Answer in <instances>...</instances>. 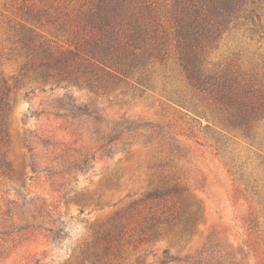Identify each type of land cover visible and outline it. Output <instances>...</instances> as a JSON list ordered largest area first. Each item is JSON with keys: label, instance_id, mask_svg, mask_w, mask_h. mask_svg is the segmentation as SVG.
I'll use <instances>...</instances> for the list:
<instances>
[{"label": "rangeland", "instance_id": "rangeland-1", "mask_svg": "<svg viewBox=\"0 0 264 264\" xmlns=\"http://www.w3.org/2000/svg\"><path fill=\"white\" fill-rule=\"evenodd\" d=\"M137 3L125 8L141 7L137 13L146 22L151 18L171 32L175 0ZM99 6V0H0V97L11 109L10 143L0 147L11 166L0 170V264H93L86 258L95 259L96 234L112 229L120 213H126L122 240L95 264H191L189 257L203 252L231 264H264L263 123L249 137L226 126L213 106L192 98L172 58L161 63L154 55L152 77L142 85L136 77L47 78L41 51L76 50L97 40L86 25ZM252 27L237 20L223 29L211 64H261L264 31L255 34ZM68 104L156 127L163 136L150 142L139 134L152 131L135 133L109 157L96 155L86 174L74 173L73 156L99 143L86 119L78 123L55 109ZM174 186L182 188V198L146 199ZM196 205L199 220L183 237L180 215ZM51 228L62 231L55 244Z\"/></svg>", "mask_w": 264, "mask_h": 264}, {"label": "trees", "instance_id": "trees-1", "mask_svg": "<svg viewBox=\"0 0 264 264\" xmlns=\"http://www.w3.org/2000/svg\"><path fill=\"white\" fill-rule=\"evenodd\" d=\"M133 1L99 0L100 6L91 9L86 25H89L91 32L97 34L98 39L84 43L80 49L55 53L49 48L40 47L43 49L40 66L45 70L47 78L77 82L88 76L119 81L136 77L135 83L142 85L150 82L154 55L161 63L172 58L176 60L192 92V98L194 94V97L213 106L210 108L211 113L216 114L226 126L241 130L249 137L260 123L264 124V60L261 64L250 63V67H239L228 62L212 65L209 60V54L220 38L221 31L230 23L244 20L253 26L252 31L255 34H259L256 28L264 31V0H175L177 13L170 22V33L168 29L160 31L159 24L151 22V18L146 22L147 18L144 19L142 13H137L141 7L133 10L125 8V5H137L139 0ZM29 45L28 50L33 51L32 55L38 53V50ZM68 107L55 109L66 112L63 116L65 118L69 117L73 121L79 119L78 123L86 119L84 123L90 124L92 128V132L88 133L99 143L97 150L79 152L76 157L73 156L71 171L74 173L86 174L92 169L91 163L95 161L96 155L109 157L113 149L118 145L123 148L135 133L152 131L149 134H139L150 142L161 134L156 127L139 125L124 119L109 120L103 116L102 110L96 108H79L71 104ZM10 110L6 100L0 97V147L10 143ZM74 131L80 135L82 128L77 127ZM69 160L63 164L69 165ZM10 167L0 153V170H10ZM183 192L181 187L174 186L150 192L146 199L157 200L171 196L182 198ZM137 205L138 203H133L129 210H134ZM194 207L193 211H186L185 208L180 215V233L183 237L191 235L199 220L201 208L197 205ZM125 215L126 213L116 215L112 220V229L96 234L93 245L95 259L86 260L95 264L111 255V244L122 240L124 233L120 223ZM48 231L51 232L55 244L60 239L59 232L62 231L57 228ZM101 244H104L102 249ZM164 254L167 255V252ZM189 262L231 264L223 256L206 252L190 256Z\"/></svg>", "mask_w": 264, "mask_h": 264}]
</instances>
